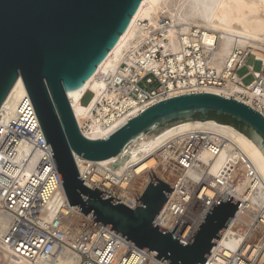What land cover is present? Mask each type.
Returning a JSON list of instances; mask_svg holds the SVG:
<instances>
[{
	"label": "built area",
	"instance_id": "2783aa9c",
	"mask_svg": "<svg viewBox=\"0 0 264 264\" xmlns=\"http://www.w3.org/2000/svg\"><path fill=\"white\" fill-rule=\"evenodd\" d=\"M138 26L142 30L131 40L117 70L99 75L104 86L90 117L83 125L78 121L83 134L92 127L108 131L120 119H131L133 111L140 113L169 97L211 88L258 110L263 107L264 60L250 46L236 45L217 65L218 43L209 41L206 27L176 23L167 13L154 23L139 20ZM250 56L255 65L247 64ZM245 65L254 77L248 84L238 75ZM174 143L168 145L173 178L162 180L174 190L155 223L171 233L178 226L173 234L190 242L217 197L224 199L232 190L230 195L242 203L221 238L235 236L240 213L249 208L242 196L256 192L259 181L254 163L245 153L235 154L219 177L209 178L203 171L189 185L191 173L199 169L203 141L186 142L179 150L172 148ZM75 157L82 179L130 208L136 207L151 182L140 194L128 196L131 181L126 171ZM256 206L250 236L235 246L218 241L205 264L262 263L264 200ZM5 252L28 264H167L71 205L28 93L12 115L0 116V264L5 263Z\"/></svg>",
	"mask_w": 264,
	"mask_h": 264
},
{
	"label": "water",
	"instance_id": "95a60500",
	"mask_svg": "<svg viewBox=\"0 0 264 264\" xmlns=\"http://www.w3.org/2000/svg\"><path fill=\"white\" fill-rule=\"evenodd\" d=\"M142 1L0 0V109L22 78L71 205L167 264H205L241 201L228 193L224 199L218 196L186 242L173 234L178 226L171 233L155 223L174 187L154 176L136 207L130 208L82 179L76 162L77 155L108 159L142 133L156 135L181 122L207 120L212 112L245 123L251 132L243 133L264 154V113L208 91L158 101L106 138L83 134L69 92L93 76Z\"/></svg>",
	"mask_w": 264,
	"mask_h": 264
},
{
	"label": "bare ground",
	"instance_id": "6f19581e",
	"mask_svg": "<svg viewBox=\"0 0 264 264\" xmlns=\"http://www.w3.org/2000/svg\"><path fill=\"white\" fill-rule=\"evenodd\" d=\"M162 13H167L176 23L202 22L204 27L210 30L209 41L218 43L215 54L217 65L225 60L236 45L250 46L259 59L264 60V0H143L129 27L93 76L82 88L69 92L73 109L81 125L90 117L96 97L104 86L103 79H100L99 75L101 73L110 75L117 70L131 40L142 30L138 26L139 20H149L154 23ZM89 90L92 92V97L84 104L82 100ZM208 92L222 93L219 89L213 88ZM25 93L28 91L22 78H19L2 105L0 116L12 115L18 100ZM259 110L264 113V103ZM137 114L138 111L135 110L131 115ZM127 121L128 117L120 119L108 131L92 127L84 133L93 139L106 138ZM149 132L134 138L120 154L99 161L103 165H111L117 172H127L131 181V191L128 196L143 192L154 176L164 181L173 178L171 174L175 167L173 161L171 163L168 161L170 156L168 145L174 141L172 148L177 147L178 150L183 148L186 142L203 141L200 162L197 163L199 169L191 173L187 181L189 185L195 184L203 171L207 177L216 179L230 158L235 154L245 153L258 172L256 192L252 191L242 196L249 208L245 213H240L241 217L236 227L237 234L230 238H220L219 241L235 246L248 238L251 230L255 229L254 220L258 213L256 204H261L264 200V154L256 143L233 125L219 123L215 119L181 122L156 135ZM37 156L38 153H35L34 160ZM227 193L233 194V191ZM235 196L240 197V194L236 192ZM4 264L28 263L14 253L5 252Z\"/></svg>",
	"mask_w": 264,
	"mask_h": 264
},
{
	"label": "rangeland",
	"instance_id": "374dc122",
	"mask_svg": "<svg viewBox=\"0 0 264 264\" xmlns=\"http://www.w3.org/2000/svg\"><path fill=\"white\" fill-rule=\"evenodd\" d=\"M192 23H194V24H196V25H199V26H202L203 24H202V22H199V23H195L194 21L192 22ZM203 27H204V25H203ZM217 34V33H216ZM253 49V48H252ZM260 52H262V51H260ZM263 53H264V51H263ZM247 64H249V65H255V61H254V57L253 56H250L249 57V59H248V61H247ZM249 68L245 65V66H243V67H241L240 69H238V75L240 76V77H243V81H244V83H246V84H248V83H250L253 79H254V77H253V75L252 74H248L249 73ZM92 97V92L89 90V91H87V93L85 94V96H84V99L82 100V102L84 103V104H86L88 101H89V99ZM140 190H141V187H140ZM142 192V191H141ZM247 227L248 226H246V229H247ZM261 264H264V260L262 261V263Z\"/></svg>",
	"mask_w": 264,
	"mask_h": 264
},
{
	"label": "trees",
	"instance_id": "16d2710c",
	"mask_svg": "<svg viewBox=\"0 0 264 264\" xmlns=\"http://www.w3.org/2000/svg\"><path fill=\"white\" fill-rule=\"evenodd\" d=\"M208 119H215L222 123H227L235 126L240 131L244 132L250 136L251 129L243 122H238L235 118L228 115H216L215 113H210Z\"/></svg>",
	"mask_w": 264,
	"mask_h": 264
}]
</instances>
